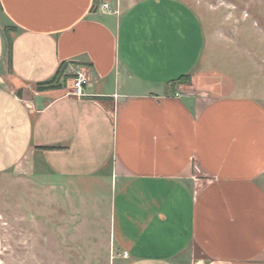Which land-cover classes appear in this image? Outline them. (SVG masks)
Masks as SVG:
<instances>
[{
    "label": "crops",
    "instance_id": "0c3cea01",
    "mask_svg": "<svg viewBox=\"0 0 264 264\" xmlns=\"http://www.w3.org/2000/svg\"><path fill=\"white\" fill-rule=\"evenodd\" d=\"M122 1L0 0V173L112 189L122 264H264V106L213 92L188 4ZM62 66L85 97L37 89Z\"/></svg>",
    "mask_w": 264,
    "mask_h": 264
},
{
    "label": "rangeland",
    "instance_id": "374dc122",
    "mask_svg": "<svg viewBox=\"0 0 264 264\" xmlns=\"http://www.w3.org/2000/svg\"><path fill=\"white\" fill-rule=\"evenodd\" d=\"M135 1L123 0L122 8ZM181 1L201 19L205 49L197 70L213 92L264 106V0ZM2 28L9 36L12 27ZM31 167L0 173V264H122L105 220L104 194L112 189L45 178Z\"/></svg>",
    "mask_w": 264,
    "mask_h": 264
},
{
    "label": "trees",
    "instance_id": "16d2710c",
    "mask_svg": "<svg viewBox=\"0 0 264 264\" xmlns=\"http://www.w3.org/2000/svg\"><path fill=\"white\" fill-rule=\"evenodd\" d=\"M70 78L71 76L66 73L65 68L62 66L51 80L37 84V89L38 90L56 89L61 87V85L67 83V81ZM190 82H191L190 75H184L179 79L171 82V85L190 84Z\"/></svg>",
    "mask_w": 264,
    "mask_h": 264
},
{
    "label": "built area",
    "instance_id": "2783aa9c",
    "mask_svg": "<svg viewBox=\"0 0 264 264\" xmlns=\"http://www.w3.org/2000/svg\"><path fill=\"white\" fill-rule=\"evenodd\" d=\"M101 11L108 13L111 12V6L109 3H103L101 5ZM88 81V74L85 69L77 68L74 72V79H73V91L71 94L78 98H83L86 96L85 93V84ZM182 96V94L177 95Z\"/></svg>",
    "mask_w": 264,
    "mask_h": 264
}]
</instances>
